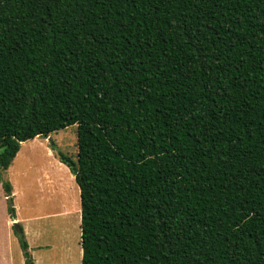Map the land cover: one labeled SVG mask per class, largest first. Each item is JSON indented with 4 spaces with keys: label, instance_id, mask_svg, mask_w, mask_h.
<instances>
[{
    "label": "trees",
    "instance_id": "16d2710c",
    "mask_svg": "<svg viewBox=\"0 0 264 264\" xmlns=\"http://www.w3.org/2000/svg\"><path fill=\"white\" fill-rule=\"evenodd\" d=\"M75 124L82 264H264V0H0V180Z\"/></svg>",
    "mask_w": 264,
    "mask_h": 264
},
{
    "label": "rangeland",
    "instance_id": "374dc122",
    "mask_svg": "<svg viewBox=\"0 0 264 264\" xmlns=\"http://www.w3.org/2000/svg\"><path fill=\"white\" fill-rule=\"evenodd\" d=\"M77 125L25 141L0 180V264H24L16 223L27 228L35 264H82L80 188L59 152L77 160ZM15 194L6 197L3 181ZM21 206V209H20ZM68 208L63 216H54ZM15 216L21 221H14ZM27 218H35L30 222ZM13 220L12 223L10 221ZM34 234V236H33ZM51 247H44L45 244Z\"/></svg>",
    "mask_w": 264,
    "mask_h": 264
},
{
    "label": "crops",
    "instance_id": "0c3cea01",
    "mask_svg": "<svg viewBox=\"0 0 264 264\" xmlns=\"http://www.w3.org/2000/svg\"><path fill=\"white\" fill-rule=\"evenodd\" d=\"M35 139V138H34ZM14 188L15 187H13V189H12V194L11 195H13V194H15V191H14ZM5 195H6V193H5ZM10 195V196H11ZM6 197H8L7 195H6ZM20 209H21V206H20ZM60 209H63V210H61L60 212H54L53 213V215L54 216H63L64 214H65V212L68 210V208H66V207H64V208H60ZM27 219H29L30 220V222H32L35 218H27ZM21 221V217L19 218V217H17V216H15V219H14V221ZM13 222V220H11L10 221V223H12ZM17 224H19V225H21V223L20 222H18ZM24 229V232H25V236H26V239H27V241H28V244H29V251H30V253H31V256H32V258H33V260H34V262L36 263V258H35V255H34V252H35V248L37 247V248H39V247H42V246H40V245H36V246H33V243L31 242V240H30V238L28 237V230H27V228H23ZM33 236H34V234H33ZM44 247H51L49 244H45L44 245ZM22 249V248H21ZM22 252H23V250H22ZM23 257H24V254H23ZM12 264H14V261L12 262ZM24 264H25V257H24Z\"/></svg>",
    "mask_w": 264,
    "mask_h": 264
},
{
    "label": "water",
    "instance_id": "95a60500",
    "mask_svg": "<svg viewBox=\"0 0 264 264\" xmlns=\"http://www.w3.org/2000/svg\"><path fill=\"white\" fill-rule=\"evenodd\" d=\"M16 226H17V223H16Z\"/></svg>",
    "mask_w": 264,
    "mask_h": 264
}]
</instances>
